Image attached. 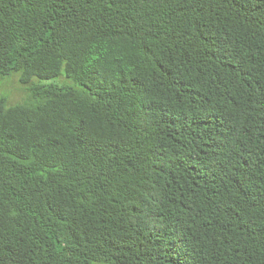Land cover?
<instances>
[{
	"label": "trees",
	"instance_id": "obj_1",
	"mask_svg": "<svg viewBox=\"0 0 264 264\" xmlns=\"http://www.w3.org/2000/svg\"><path fill=\"white\" fill-rule=\"evenodd\" d=\"M13 72L0 264H264V0H0Z\"/></svg>",
	"mask_w": 264,
	"mask_h": 264
},
{
	"label": "rangeland",
	"instance_id": "obj_2",
	"mask_svg": "<svg viewBox=\"0 0 264 264\" xmlns=\"http://www.w3.org/2000/svg\"><path fill=\"white\" fill-rule=\"evenodd\" d=\"M49 82L55 84L70 83L63 77H57L54 80L51 79ZM26 94L27 91L25 85L21 84L18 80V73L13 72L10 76L1 80L0 95L6 98L9 105L22 102L25 99Z\"/></svg>",
	"mask_w": 264,
	"mask_h": 264
}]
</instances>
